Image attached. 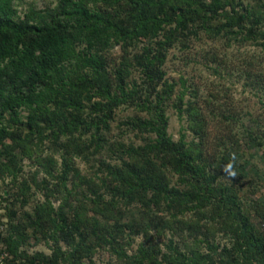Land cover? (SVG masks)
Returning <instances> with one entry per match:
<instances>
[{"label": "rangeland", "instance_id": "374dc122", "mask_svg": "<svg viewBox=\"0 0 264 264\" xmlns=\"http://www.w3.org/2000/svg\"><path fill=\"white\" fill-rule=\"evenodd\" d=\"M147 2L14 1L69 26L84 3L111 37L0 113V264H264V0Z\"/></svg>", "mask_w": 264, "mask_h": 264}, {"label": "trees", "instance_id": "16d2710c", "mask_svg": "<svg viewBox=\"0 0 264 264\" xmlns=\"http://www.w3.org/2000/svg\"><path fill=\"white\" fill-rule=\"evenodd\" d=\"M14 1L0 0V113L15 110V105L27 101L48 102L51 95L58 93L59 87L64 85L66 77H71L65 71L67 62L83 60L94 64L100 57L98 52L92 50H89L90 53L84 52L82 56L76 45L86 43L87 47L93 48L95 41L101 40L104 34L108 39L111 37L106 28L103 30L100 27L98 16L91 14L84 3H78L71 12H66L64 8V12L74 21L69 26L66 22L68 19L51 15V12L28 14L25 19H17ZM101 1L113 3L119 0ZM130 1L139 11L149 8L148 0ZM139 15L132 32L135 36L146 37L153 31L154 20L143 12ZM109 23L112 24L111 21ZM114 31L121 30L114 25ZM118 75L119 79H123L122 70ZM38 84L42 87L41 91L36 89ZM23 87L30 89L27 94L23 92ZM6 133L0 128V144H4ZM184 146L182 138L176 153L182 171L194 176L196 173L182 152ZM59 218L64 227V212H59Z\"/></svg>", "mask_w": 264, "mask_h": 264}]
</instances>
